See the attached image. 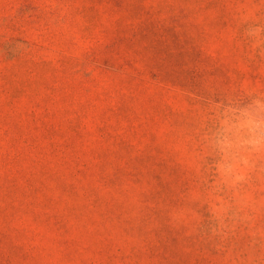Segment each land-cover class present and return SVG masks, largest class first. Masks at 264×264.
I'll return each mask as SVG.
<instances>
[{
    "label": "rangeland",
    "instance_id": "rangeland-1",
    "mask_svg": "<svg viewBox=\"0 0 264 264\" xmlns=\"http://www.w3.org/2000/svg\"><path fill=\"white\" fill-rule=\"evenodd\" d=\"M0 264H264V0H0Z\"/></svg>",
    "mask_w": 264,
    "mask_h": 264
}]
</instances>
